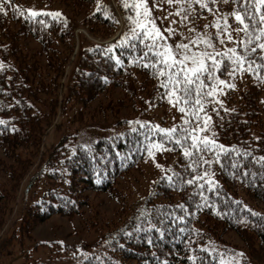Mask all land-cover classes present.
<instances>
[{
	"label": "trees",
	"instance_id": "obj_1",
	"mask_svg": "<svg viewBox=\"0 0 264 264\" xmlns=\"http://www.w3.org/2000/svg\"><path fill=\"white\" fill-rule=\"evenodd\" d=\"M176 1L194 29L222 38L223 56L212 79L201 76L199 95L193 84L178 102L162 83L176 70L157 72V50L133 23L134 0H2L0 211L13 209L28 177L18 218L26 231L54 215L82 216L94 243L65 242L73 264H264V37L257 39L264 24L253 3L247 12L255 20L246 17L244 30L232 15L244 11V0ZM28 8L62 15L29 19ZM80 26L99 41L81 33L77 48ZM230 49L244 57L243 68L233 66ZM211 85L222 91L206 95ZM197 99L199 120L192 114ZM92 102L97 107L87 113ZM60 109L56 127L92 122L100 111L122 128L88 145L67 135L42 153L44 132ZM104 194L117 202L110 217L96 201ZM228 233L244 246L229 242ZM15 237L16 231L8 239Z\"/></svg>",
	"mask_w": 264,
	"mask_h": 264
},
{
	"label": "rangeland",
	"instance_id": "obj_2",
	"mask_svg": "<svg viewBox=\"0 0 264 264\" xmlns=\"http://www.w3.org/2000/svg\"><path fill=\"white\" fill-rule=\"evenodd\" d=\"M176 4H178L176 0H172L171 3L169 0H149L152 18H154L155 24L164 33L166 38L165 43L177 45L189 44L192 42L189 48L190 53H210L214 55L216 60L220 61L221 67L223 59L221 48L222 38L219 37L217 40L212 39L206 32L194 29L189 16H185V13L181 12L183 5L178 6ZM81 33L85 34L92 40L99 41L98 38H94L83 26H80L75 31L77 48ZM206 38L207 42H205ZM197 39L200 40L199 44L194 43ZM208 44H211L212 46L209 47ZM205 61L209 66L213 63V61L207 59V57H205ZM188 64L190 65L191 62L189 61ZM68 73L69 67L65 70L62 83H64ZM222 86L225 87L226 84ZM103 96H106L108 99V95H101L99 96L101 98L100 100H103ZM97 104V102H92L90 107L88 105L86 108L87 113H92L93 109L97 107ZM61 112L62 110L60 109L54 121L44 132L42 153H49L60 142V140L67 135L70 136V141L75 139L77 143L88 145L100 137L121 131L122 128V126L116 127V125H110L109 123H111L113 119L111 117H103L105 114L100 111H97V118L92 122L80 124L64 123L61 127H56L60 120ZM84 112L85 111H83V113ZM72 142H69V144ZM35 167L36 166H34V168ZM34 168L32 167L31 172ZM27 178L28 177L24 178L17 189L18 193L13 209L8 207L7 210L3 211L5 213H1L0 211V264H28V262L33 259L44 264H73V257L63 248L65 242L74 245L84 240L85 243L92 244L94 243L93 231L91 233H89V230V232L87 231V228L84 225L85 223L83 222V217L80 215L74 217L54 215L48 221L36 225L32 231H26L21 227L18 218L19 220L22 218L20 215V207L22 205L21 196ZM97 200L102 201V206L99 207L100 210H104L108 217L112 216V211L117 206V202L110 199L105 194L98 196L96 198V201ZM90 212L91 211L87 208L86 216H90ZM99 222H101V219H99ZM15 231L17 238L15 237V239L13 238L12 240H9V234L14 233ZM226 239L237 246H244L241 238L235 233H228ZM5 242L8 244L6 245L7 247H5ZM58 244H61L62 246H59Z\"/></svg>",
	"mask_w": 264,
	"mask_h": 264
},
{
	"label": "snow or ice",
	"instance_id": "obj_3",
	"mask_svg": "<svg viewBox=\"0 0 264 264\" xmlns=\"http://www.w3.org/2000/svg\"><path fill=\"white\" fill-rule=\"evenodd\" d=\"M99 2V0H98ZM171 3L172 0H169ZM255 4V12H259V23L264 24V11H262V6H264V0H244V11L241 12L239 10H234L232 15L235 16V19L239 21L241 24L244 25V30L249 29L250 27V22H246V17H251L252 20H255V14L252 12H247V8L250 4ZM134 8L136 10V17L133 20V23L136 25V27L142 29L143 31L139 33V36L146 37L151 43L148 45L152 49L157 50V56L160 57V59H156V57H153V60L155 61L156 65H162L157 68V72L160 74H164L165 67L168 69L175 68V73L169 71L168 72V80L167 81H162L164 84L165 88L171 87V91L168 93L169 98L171 99L173 95H175L176 101L178 102L181 99V95L179 94L180 92L183 93L184 96H190L191 95V88L190 86L193 84H197V95H199V90L200 87L203 86V81L200 79L201 76L204 73H208V79H212V70L213 69H219L220 68V61L216 60L214 55L203 52V53H197V52H189L190 42L189 44H177V45H170L167 43H164L165 41V36L164 33L161 31V29L155 24L154 18H152L151 14V8L149 7V0H134ZM124 7L127 8L129 5L127 3L124 4ZM202 7H207L206 4H202ZM4 11V4L2 0H0V12ZM27 12L30 13L31 15L28 17L29 19L36 17L38 18L40 15H48L51 17H59L62 15L59 11H52V12H45V10L40 9L36 10L33 8H28ZM107 14V13H106ZM219 27V25H217ZM227 28V25H225V30ZM261 37H257V39H260L264 37V28L260 29ZM133 34L135 33V29H133ZM219 35V33H217ZM227 39L231 40L232 36L229 35ZM143 42V41H141ZM207 42V38L205 40ZM222 42V41H221ZM194 43L199 44L200 40L197 39L194 41ZM209 47H211V44H208ZM259 48L262 50V54H264V43L259 44ZM230 52L233 54L237 55V61L234 63V67L237 65L239 68H243L244 65V57L236 53V49H230ZM251 51L255 53L256 49H250V48H245V52ZM205 57L207 59H210L213 61L212 65L209 66L207 65L205 61ZM231 59V57H229ZM191 62L189 65L188 62ZM117 62L119 63V58L117 57ZM146 66H151V62L149 65ZM249 70H251V67H249ZM183 74V88L178 89L176 86L181 84V79L179 78L178 74ZM235 73H232L234 75ZM218 79V77L216 78ZM219 84L224 85L227 84L225 80H219ZM227 87L233 88L235 87L234 84H227ZM211 91H208L206 95L211 96L213 95L216 91H222V89H217L215 85H211ZM196 108H200L202 110V101L200 99L196 100V104L193 108V115L197 116V119L199 120V115L196 112ZM181 112L185 111V108H180ZM206 119H209L206 117ZM2 123V121H0ZM185 123H188V121H185ZM207 126V125H205ZM158 128L161 132L169 133L171 134L174 130L175 127L173 128H160L159 125L155 126ZM199 130V127L193 128L192 132L195 133L196 131ZM193 146L199 148L200 144L198 143V138L196 135L191 136ZM204 141L208 140V137H203ZM215 144V141L212 142ZM203 147H208V144L205 143ZM223 147V146H220ZM150 154L151 150H150ZM185 155H189V150L185 151ZM261 159H264L262 157ZM160 166V165H158ZM192 181H189L191 183ZM256 215V213H253ZM189 259H194V257H189Z\"/></svg>",
	"mask_w": 264,
	"mask_h": 264
}]
</instances>
